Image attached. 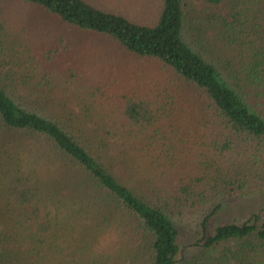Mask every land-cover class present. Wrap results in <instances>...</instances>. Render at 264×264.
<instances>
[{
	"label": "trees",
	"instance_id": "obj_1",
	"mask_svg": "<svg viewBox=\"0 0 264 264\" xmlns=\"http://www.w3.org/2000/svg\"><path fill=\"white\" fill-rule=\"evenodd\" d=\"M13 5L134 66L64 101L43 62L66 39L8 59ZM263 193L264 0H161L149 25L84 0H0V264H176V223L196 213L195 264H264L257 216L211 234L205 216Z\"/></svg>",
	"mask_w": 264,
	"mask_h": 264
},
{
	"label": "rangeland",
	"instance_id": "obj_2",
	"mask_svg": "<svg viewBox=\"0 0 264 264\" xmlns=\"http://www.w3.org/2000/svg\"><path fill=\"white\" fill-rule=\"evenodd\" d=\"M92 6L114 14H120L132 21L142 24L154 23L159 11L161 0H84ZM10 15L12 18L9 28V50L5 52L8 59L19 57L31 58L34 54L42 57L59 39H66V48L51 62H43L45 69H51L55 75L51 76L56 84L55 95L64 101L77 103L84 100L83 92L89 85L100 83L102 77L109 74L111 78L112 66L130 68L134 64L124 57H116L111 48L95 40H87L72 32H66L56 23L48 21L40 12L24 5H13ZM91 41V42H90ZM84 43V45H83ZM82 46V47H81ZM43 51V52H42ZM11 62L10 60H7ZM130 74V72H129ZM128 74V77H129ZM55 76L57 79H55ZM115 88L128 86L126 76L115 75ZM204 214H194L184 223L177 222L180 232V254L176 264H195L202 248L201 243L205 235L202 223ZM209 216L207 233H213L219 226L226 224L242 225L257 216L259 224L264 226V193L238 198H227L216 202L205 212Z\"/></svg>",
	"mask_w": 264,
	"mask_h": 264
}]
</instances>
